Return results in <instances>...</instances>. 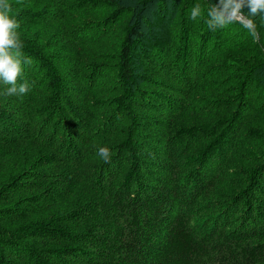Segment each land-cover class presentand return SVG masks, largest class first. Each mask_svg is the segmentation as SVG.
I'll return each instance as SVG.
<instances>
[{"label": "trees", "instance_id": "16d2710c", "mask_svg": "<svg viewBox=\"0 0 264 264\" xmlns=\"http://www.w3.org/2000/svg\"><path fill=\"white\" fill-rule=\"evenodd\" d=\"M24 1L11 0L20 37L38 27L45 42L56 30L40 53L22 40L32 63L18 83L30 90L0 95V177L8 175L0 180V264H264V140L242 144L260 155L241 194L220 190L262 108L264 19L254 18V42L240 23L208 29L207 5L217 0L177 1L176 12L174 0H161L135 14L128 0H101L115 12L91 28L87 0ZM195 4L203 13L193 21ZM170 20L180 33L160 55L157 35ZM57 49L69 57L51 55ZM100 71L117 74V97L97 98ZM227 73L236 80L220 84ZM214 110L238 117L198 139L188 116ZM5 116L22 135L2 126ZM100 147L110 150L108 163ZM10 164L13 173H4Z\"/></svg>", "mask_w": 264, "mask_h": 264}, {"label": "rangeland", "instance_id": "374dc122", "mask_svg": "<svg viewBox=\"0 0 264 264\" xmlns=\"http://www.w3.org/2000/svg\"><path fill=\"white\" fill-rule=\"evenodd\" d=\"M161 0H128V2L126 3V5H128L130 8L134 9V14L138 12V7L141 8V10L143 8L148 7V10L154 8L155 6L159 5L161 2ZM170 1V0H169ZM177 1L180 3H183L185 0H174V4L172 5L175 9L176 12V8H177ZM73 3L76 2V0H72ZM102 1L101 0H87L86 6L87 8H89V13L88 15H86L84 13L85 17H90L88 20V24L89 27H95L98 25V22L104 20V19H109L111 17H106L107 14L112 15L115 10L113 8L108 9L106 12L103 11V8L99 5ZM8 3L10 5H13L14 2H11V0H8ZM24 3H28L27 5L32 4V0H25ZM146 3V5H145ZM218 3V0L217 2ZM92 5L93 7L90 8L89 6ZM165 5L162 6V9L164 8ZM24 11V10H22ZM21 12V11H19ZM74 17H78L77 14H73ZM168 17H170L168 15ZM14 18V17H12ZM134 17H132L133 19ZM93 22V23H92ZM177 21H169V25H167L165 27L166 31L162 32L161 34L157 35L159 44H158V54H162L163 51H167L168 50V45L169 43L177 40L175 38H172L174 35L179 34V30L177 28V26L175 25ZM128 25H130V23H127ZM262 25L264 26V22H262ZM144 26L146 28V33L148 34L149 31H151V26H150V22L149 21H145L144 22ZM38 27H34V28H30V29H26L27 33L23 36L20 37L19 35V39L22 40H29V42H32L33 47L38 51V53H40V50L43 49V46L46 45L47 41L51 38V35L54 34L55 32V28L51 29V33L49 34V38L48 40H46L45 42L42 41L41 39H44L43 36V32L41 29H37ZM50 29V28H47ZM146 39L149 38V36H145ZM253 39V38H252ZM167 42V44L165 43ZM255 42V41H254ZM251 41L248 38V44L250 45ZM166 44V45H164ZM140 49V46H137ZM106 47L103 51H101V57L106 56L107 55V51H106ZM95 50L90 49L88 53H86V58L91 60L92 59V54L95 53ZM59 54L61 57H69V55L67 53H64L63 50L61 49H57V50H52L51 55L54 54ZM166 56V55H163ZM65 61L67 62V59L65 58ZM97 62L99 63H103L105 65H107L106 61L102 60L99 61L97 59ZM230 64V63H228ZM66 68H64L65 71ZM260 71L262 70V75H259L257 80L260 81L261 85H264V64L261 66V68L259 69ZM101 75L104 76L103 78H105L106 76H108V81L104 82L103 78L102 80L99 82V84L97 85V90L99 93H104V95H96L97 98H104V100L107 99H111L113 97H117L118 92L115 90H120V87L117 86L118 85V81H117V74L116 76V80L113 81V76L110 75H105L103 73V71H100ZM205 76V75H204ZM237 76H235L234 74L231 73H227V76L225 78V80H222V83L224 82H228V83H233L236 80ZM216 79V78H215ZM240 80V79H239ZM249 81V80H248ZM240 82H242L240 80ZM218 86V84H214L213 87ZM257 87V90L261 89V86H255V88ZM96 90V91H97ZM228 92L230 93V95L227 93L223 96V100H222V104H227L230 100V98L233 95V92L231 90V88H228ZM238 94L234 95V98L238 97ZM209 99H212L214 97L211 96V94H209L207 96ZM258 100V98L256 99V101ZM240 101V98L238 99V102ZM218 102L220 103L221 100L219 99ZM258 102V101H257ZM259 106L261 105L262 108L260 109V114H256L255 115V122H252L251 124H248L247 126H245V131L248 132L250 134V137L246 138V140L243 141V139L239 140L238 143L241 144V146L238 148V150L236 152H234V159L232 160L231 166H230V170L227 172V174L223 177L221 183H220V190L224 193L227 194L228 197H232L238 194H241L240 192V185L244 184L245 182L247 183L249 181L248 177H246V175L244 174H250L249 173V167H250V162L252 161H257L258 159V155L259 152L258 150L255 149H250L251 147V143H257L259 140L263 141L264 140V117L262 118V112L264 110L263 104H264V92H262L261 96H260V100H259ZM233 103V102H232ZM258 110V107L256 108V111ZM237 112V110H236ZM229 113V112H225L223 114H220L217 110L211 111L209 113L203 112L202 114L198 115L197 113H195L193 116L189 117V121H188V130H190V132H194L196 131L197 138H203V136L207 135V133H209L210 130L215 131L221 127H223L226 123V120L229 119H235L236 117H238V113ZM4 125L10 124L12 127L15 128V132L16 134H20L22 135L23 133V129L21 128V126L15 122L14 120H12L9 116H5L4 117ZM121 119L118 117L115 122L118 123L120 122ZM13 122V125L12 123ZM240 123V121H237ZM193 127H197V129L191 130ZM54 129V125L52 126V130ZM202 132V136L199 133ZM0 135H4V133H0ZM244 142V143H243ZM251 144L248 147H244L242 144ZM206 145V144H205ZM264 150V149H263ZM72 158L74 160H79V158L76 157V155L72 154L71 155ZM31 164V163H30ZM30 164L25 165L24 163L20 164V168L21 169H25L26 167H29ZM12 167V164L7 165L5 168L4 173H13L10 168ZM8 176L7 174L3 175L0 177V180H3L4 177ZM13 178V176H12Z\"/></svg>", "mask_w": 264, "mask_h": 264}, {"label": "clouds", "instance_id": "9594fccd", "mask_svg": "<svg viewBox=\"0 0 264 264\" xmlns=\"http://www.w3.org/2000/svg\"><path fill=\"white\" fill-rule=\"evenodd\" d=\"M247 8L245 13L243 9ZM12 7L8 0H0V95L24 96L30 85L27 80H21L23 65H30L32 60L23 53V42L15 31L19 27L15 19L10 16ZM203 9L195 4L190 10V19L197 20L202 16ZM207 19L208 29L224 28L232 23H240L247 30L254 41H260L259 31L255 17L264 19V0H218V3H208ZM98 155L105 163L109 162L110 150L107 147L97 149Z\"/></svg>", "mask_w": 264, "mask_h": 264}]
</instances>
